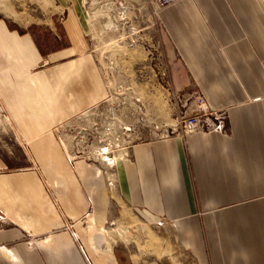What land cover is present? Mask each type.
Returning <instances> with one entry per match:
<instances>
[{
  "label": "crops",
  "instance_id": "crops-1",
  "mask_svg": "<svg viewBox=\"0 0 264 264\" xmlns=\"http://www.w3.org/2000/svg\"><path fill=\"white\" fill-rule=\"evenodd\" d=\"M52 1L64 48L0 17V264H264V0L158 13L172 90L225 128L136 142L104 176L62 153V121L107 90L81 0Z\"/></svg>",
  "mask_w": 264,
  "mask_h": 264
},
{
  "label": "rangeland",
  "instance_id": "rangeland-1",
  "mask_svg": "<svg viewBox=\"0 0 264 264\" xmlns=\"http://www.w3.org/2000/svg\"><path fill=\"white\" fill-rule=\"evenodd\" d=\"M81 3L90 54L107 92L100 102L63 120L58 139L73 170L82 163L104 176L111 174L114 162L116 166L136 142L170 135L189 101L185 102L187 95L174 93L168 82L157 17L148 0ZM55 6L52 0H0V17L12 28L31 33L47 53L67 44L61 28L64 6ZM107 116L116 130L102 132L100 126Z\"/></svg>",
  "mask_w": 264,
  "mask_h": 264
},
{
  "label": "built area",
  "instance_id": "built-area-1",
  "mask_svg": "<svg viewBox=\"0 0 264 264\" xmlns=\"http://www.w3.org/2000/svg\"><path fill=\"white\" fill-rule=\"evenodd\" d=\"M178 0H148L150 8L153 14L158 17V12L174 5ZM189 101L188 106L185 103L183 108L186 110L180 117L178 127L175 128L170 135L177 134H188L193 132H210V131H223L225 128L226 115L224 111L213 110L206 102L204 96L197 89L191 94L190 97L186 98L185 102ZM108 117V116H107ZM107 117L104 118L100 129L102 132L114 130V122L112 117L107 121ZM112 121V122H111ZM119 129V128H118ZM117 129V131H118ZM124 129V127L122 128ZM116 130V129H115ZM125 130V129H124ZM129 130V129H128ZM169 135L165 136L168 137ZM107 150L104 151L106 153ZM103 162L107 164V159L104 157ZM115 166V162L112 168ZM111 168V171H112ZM110 170V169H109ZM111 182H109V185Z\"/></svg>",
  "mask_w": 264,
  "mask_h": 264
}]
</instances>
